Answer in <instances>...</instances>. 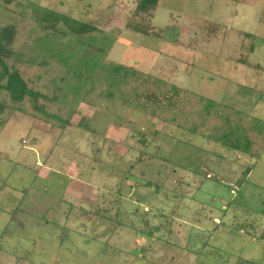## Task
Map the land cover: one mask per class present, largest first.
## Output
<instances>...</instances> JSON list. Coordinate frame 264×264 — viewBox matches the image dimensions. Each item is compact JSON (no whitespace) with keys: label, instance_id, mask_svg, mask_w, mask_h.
Returning a JSON list of instances; mask_svg holds the SVG:
<instances>
[{"label":"rangeland","instance_id":"1","mask_svg":"<svg viewBox=\"0 0 264 264\" xmlns=\"http://www.w3.org/2000/svg\"><path fill=\"white\" fill-rule=\"evenodd\" d=\"M4 1L22 90L40 95L0 114V264H264V0H159L149 27L138 0ZM44 9L101 33L45 43ZM149 87L192 93L193 115L142 108ZM217 112L253 131L245 149L203 136Z\"/></svg>","mask_w":264,"mask_h":264},{"label":"trees","instance_id":"2","mask_svg":"<svg viewBox=\"0 0 264 264\" xmlns=\"http://www.w3.org/2000/svg\"><path fill=\"white\" fill-rule=\"evenodd\" d=\"M3 1L5 5H7L9 2ZM159 0H138L137 4L135 6V9L133 13L135 15H139L144 13L150 14L147 18L148 20L145 22V27H149V18L151 19V15L153 11L155 10ZM7 8L4 7V10ZM10 10V9H9ZM43 12L44 15L40 19H38V22H40L43 31V36L48 38L45 39L43 42L51 43L57 41H60L61 38L69 37V39H76V37H93L95 35H98L97 33H101L98 31L96 27H94L90 23L82 22L73 18H70L66 14H60L57 12H54L50 9H44ZM11 11V10H10ZM9 11V12H10ZM2 17V16H0ZM34 19V18H33ZM36 22V19H34ZM39 23V24H40ZM151 26H154V24L151 22ZM144 29V28H143ZM142 31L145 33L146 30ZM157 34V33H156ZM105 41H100L101 46H98L99 49L103 48L102 51L106 52V49L110 45V43L114 40V35L108 34L106 36H103ZM17 38V28L14 23H2L0 25V114H2L6 108L14 106V103H21L19 106L22 105V101L24 100V96H34L38 97L40 93H37V91H30L28 93L23 92V87L28 86L27 83L24 82V78L21 74V71L18 67H16L17 64H15V59L20 57V53H17L14 51L15 49V43ZM51 39V40H49ZM54 43V44H55ZM44 47L49 44L40 43ZM53 44V45H54ZM62 44V43H60ZM39 45V44H38ZM61 45L58 44V50L59 52L62 50L60 49ZM31 49V48H30ZM57 49V48H56ZM32 50V49H31ZM46 51V50H45ZM31 53H34L31 51ZM31 53L28 57L29 64L31 63ZM35 54V53H34ZM37 54H35L36 56ZM37 57V56H36ZM41 58V57H39ZM37 58V60L39 59ZM43 65V66H42ZM40 69L46 68L47 64H42L41 61L38 64ZM109 65H104V69L108 71L111 75V67H108ZM43 67V68H41ZM121 70V67H119ZM123 69H126L128 71L132 70V72H135L132 67H126ZM42 74L37 75L38 81H44ZM127 76V75H125ZM122 76L116 77L119 79ZM106 78L108 79V76L106 75ZM126 79V78H122ZM121 81V78H120ZM29 82V81H28ZM23 86V87H22ZM176 88V87H175ZM105 88L102 91H99L101 95H105L108 98H115V94L110 92V90H106ZM136 97L137 102H142L146 106H142V108L149 109L152 114H155L158 118H167L168 120H174L175 116L171 113L174 111L175 113L178 112L179 114L184 113L188 116L192 113L190 107L191 98L192 96L190 92L184 91V94L180 96L179 89H173L169 92H162L158 91V89L149 87L145 90H136ZM129 94L127 93V96ZM160 95V97L158 96ZM146 96V98H144ZM190 99V100H189ZM148 102V103H146ZM155 102L157 104L158 108L149 107L150 103ZM163 105H166L163 107ZM172 110H171V109ZM235 112V111H234ZM193 113L191 114V116ZM218 119L216 121L213 120V124L211 126V131L214 132V134L209 131L206 135H203L205 137H208V139H213L214 141H220L228 147V149L233 150H239V146L243 143L245 145H249L252 141V136L254 135L252 130L250 128H247L248 126L244 123L240 126L238 123H227L229 124L228 129L223 128V117L224 115L222 113H218L215 115ZM1 118V117H0ZM238 125V126H237ZM179 126V125H178ZM240 126V127H239ZM86 127V126H85ZM237 127L241 130V138L237 135H232V130L236 129ZM215 129H219L215 132ZM229 131V132H228ZM231 134V135H230ZM244 134V135H243ZM243 142V143H242ZM244 145V146H245ZM244 147L243 149H245ZM243 149L239 150L242 151ZM213 156L220 157L217 153H212Z\"/></svg>","mask_w":264,"mask_h":264},{"label":"crops","instance_id":"3","mask_svg":"<svg viewBox=\"0 0 264 264\" xmlns=\"http://www.w3.org/2000/svg\"><path fill=\"white\" fill-rule=\"evenodd\" d=\"M116 130V129H115ZM58 160V159H57ZM48 163H49V161H48ZM54 163H52V165H53ZM80 169L81 170H83L82 168H81V165L79 164V162H76V163H73V162H71L70 164H69V166H67L66 168H65V170H64V175L65 176H68V177H71L72 175H76L77 173H79L80 172ZM93 171L95 170V168L94 167H92L91 168ZM48 171H49V169H48V167H43L42 168V170L41 171H39V173L40 174H42V175H44V176H46L47 174H48ZM81 180V179H80ZM80 180H78V179H76V178H74V179H71L70 178V182H72L71 183V185L73 184L74 185V187H76L78 190H76V193L74 194V195H76V196H78L79 198H81V199H83V200H86V201H91V200H93L92 199V197L91 196H97V192H98V190L99 189H96V193L95 192H93L92 194H87L86 192H84V190L86 191V187H84L83 188V185H85L84 183H82V181H80ZM70 185V186H71ZM69 186V185H68ZM97 186H99V185H97ZM100 187V186H99ZM7 203V202H6ZM63 215H65L64 213H63ZM94 219V215L93 216H90L89 218H87V220H88V223H90V222H92V220ZM155 229L156 230H159V229H161V226L160 225H158V226H156L155 227ZM119 234V233H118ZM149 235V234H148ZM150 236V235H149ZM151 239H153V238H151ZM160 243H162V245L164 246V245H166V242H161L160 241ZM162 245H161V248H162ZM135 249L136 250H138L137 248H136V246H135ZM159 254H163V251L162 252H160Z\"/></svg>","mask_w":264,"mask_h":264}]
</instances>
